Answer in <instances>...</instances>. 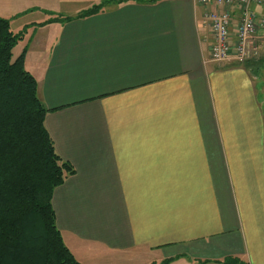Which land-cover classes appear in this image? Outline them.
<instances>
[{"label":"crops","instance_id":"0c3cea01","mask_svg":"<svg viewBox=\"0 0 264 264\" xmlns=\"http://www.w3.org/2000/svg\"><path fill=\"white\" fill-rule=\"evenodd\" d=\"M63 2L90 3L0 0V16ZM212 8L125 0L35 27L26 44L45 126L74 168L52 206L80 264H264V30L252 58L210 61Z\"/></svg>","mask_w":264,"mask_h":264},{"label":"trees","instance_id":"16d2710c","mask_svg":"<svg viewBox=\"0 0 264 264\" xmlns=\"http://www.w3.org/2000/svg\"><path fill=\"white\" fill-rule=\"evenodd\" d=\"M124 1L100 0L76 17ZM69 19L59 14L44 23ZM20 38L0 17V264H80L63 242L52 206L54 189L74 168L58 155L45 126L48 109L24 66L25 50L11 59Z\"/></svg>","mask_w":264,"mask_h":264},{"label":"built area","instance_id":"2783aa9c","mask_svg":"<svg viewBox=\"0 0 264 264\" xmlns=\"http://www.w3.org/2000/svg\"><path fill=\"white\" fill-rule=\"evenodd\" d=\"M202 5L212 6L205 13L210 29L212 45L209 60L223 63L230 60L244 62L257 55L260 48V37L257 30H264V15H258L251 8L257 5L264 8V0H195ZM234 37L231 38L229 28L233 18Z\"/></svg>","mask_w":264,"mask_h":264},{"label":"rangeland","instance_id":"374dc122","mask_svg":"<svg viewBox=\"0 0 264 264\" xmlns=\"http://www.w3.org/2000/svg\"><path fill=\"white\" fill-rule=\"evenodd\" d=\"M90 3L85 7L86 2H72V3H56L52 5H38L39 7H36L32 9L31 11H25L22 14H14L13 15H5L0 16L1 18L6 19L13 32L19 33L21 35L20 40L13 46L12 48V55L11 59L14 60L16 57L19 56V54L25 49L26 44L30 41V38H33L34 35L32 33L35 30V27H38L37 29L43 27L44 25H47L48 23H44V21L47 20V17L51 16H58L59 14L64 17H73L76 12H81L87 8H89L93 4V0H89ZM100 0L94 1V4H98ZM83 3V4H82ZM54 6V7H53ZM46 7V8H45ZM48 8H51L50 10H47ZM54 8V9H53ZM252 8V6H251ZM264 11V9H262ZM256 13V12H255ZM40 33L39 30H37V34ZM36 38V35H35ZM261 54H264V52L260 51ZM258 75L256 76V84L257 89L260 92V97L264 95V63L258 68L257 70ZM264 102V101H262ZM137 262V263H134ZM147 262V261H145ZM167 261L164 259H159L154 264H166ZM129 264H144L141 261H130ZM153 264V263H150Z\"/></svg>","mask_w":264,"mask_h":264}]
</instances>
